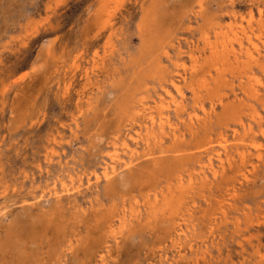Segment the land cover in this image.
Segmentation results:
<instances>
[{
  "label": "rangeland",
  "instance_id": "obj_1",
  "mask_svg": "<svg viewBox=\"0 0 264 264\" xmlns=\"http://www.w3.org/2000/svg\"><path fill=\"white\" fill-rule=\"evenodd\" d=\"M260 43L264 0H0V264H264Z\"/></svg>",
  "mask_w": 264,
  "mask_h": 264
},
{
  "label": "bare ground",
  "instance_id": "obj_2",
  "mask_svg": "<svg viewBox=\"0 0 264 264\" xmlns=\"http://www.w3.org/2000/svg\"><path fill=\"white\" fill-rule=\"evenodd\" d=\"M204 7V6H203ZM230 13H232V12H230ZM202 14V13H201ZM200 14V15H201ZM236 14V13H235ZM199 15V16H200ZM229 15V14H228ZM234 15V14H233ZM241 15V14H240ZM248 15V14H247ZM258 15H260V13L258 14ZM263 15V14H262ZM216 16V15H215ZM261 16V15H260ZM204 17V16H203ZM235 17V16H234ZM237 17V16H236ZM250 17V16H249ZM254 17V16H253ZM252 17V18H253ZM243 18H244V16H243ZM247 19H248V17H247ZM249 19H251V18H249ZM248 19V20H249ZM257 19V18H256ZM209 20V19H208ZM230 20V19H229ZM244 20V22H246L247 20L246 19H243ZM258 20V19H257ZM232 21V20H231ZM234 21V20H233ZM252 21H253V19H252ZM256 21V20H255ZM241 22H242V19H241ZM248 22V25H251L250 24V20L249 21H247ZM260 23V22H259ZM258 23V24H259ZM232 25L234 24V23H231ZM241 24V23H240ZM230 26L229 27V29H230V39L228 40L229 41V44H230V47L228 48V49H230L231 48V50H229L230 52H228V53H230V55H232L234 58H236L237 56V54L235 53V51L234 50H236V48L235 49H233V42H236V44L238 45V47H239V50L240 51H242V48H243V46H242V43H241V39H242V37H241V39H240V35H242V36H247V33H245L244 31V29L242 28V27H244V26H242V27H238V28H236L234 25L233 26ZM242 25V24H241ZM245 25H247V24H245ZM256 25V24H255ZM219 26V25H218ZM225 26V25H224ZM223 28V27H222ZM253 28V27H252ZM215 29V28H214ZM225 29V28H224ZM249 29V28H248ZM254 29V28H253ZM219 30V29H218ZM222 30V29H221ZM208 31V30H207ZM211 32H214V30L213 31H211ZM218 32V31H217ZM221 32V31H220ZM253 32V31H252ZM216 33V32H215ZM214 33V34H215ZM225 34H227L226 32H225ZM254 34V33H253ZM260 34V33H259ZM219 36H220V34H219ZM223 36V35H222ZM214 37V36H213ZM255 37V39H256V36H254ZM258 37V36H257ZM217 38V37H216ZM223 38H224V36H223ZM229 38V37H228ZM246 38V40H247V42H248V44H249V48L246 50V52H245V57L247 58V60H249L248 62H250V61H252V62H254L255 61V55L257 56V55H259L260 54V47H259V45L258 44H256L255 42H253L252 40H251V38H249V37H245ZM204 39V38H203ZM221 39H222V37H221ZM225 39V38H224ZM254 39V38H253ZM258 39V38H257ZM226 40H227V38H226ZM259 40V39H258ZM206 42H207V40H206ZM225 42V41H224ZM219 43H220V41H219ZM227 43V42H226ZM207 44V43H206ZM223 44V43H222ZM247 44V43H246ZM261 44V46H262V44H263V46H264V43H260ZM204 46H206V45H204ZM221 46V45H220ZM224 46V45H223ZM178 47V46H177ZM208 47H209V45H208ZM237 47V48H238ZM245 47V46H244ZM221 48H222V46H221ZM224 49H225V47H223ZM245 48H247V46L245 47ZM212 49V48H211ZM215 49V48H214ZM228 49H227V51H228ZM216 50V49H215ZM238 50V51H239ZM214 51V50H213ZM212 52V51H211ZM217 53H218V51H216ZM237 52V51H236ZM180 53V52H179ZM193 53V52H192ZM222 53V52H221ZM212 54V53H211ZM194 55V54H193ZM193 55H191V56H189V59H190V61H195L196 59L193 57ZM213 55V54H212ZM218 55H220L219 53H218ZM224 55V54H223ZM231 56V57H232ZM221 57V56H220ZM218 58V57H217ZM238 58V57H237ZM240 58V57H239ZM206 59V58H205ZM212 59V58H211ZM220 60H221V58H220ZM232 60V59H231ZM237 60H239V59H237ZM213 61V60H212ZM245 61V60H244ZM243 61V62H244ZM221 62H223V61H221ZM228 62V61H227ZM226 62V63H227ZM231 62V61H230ZM239 61H237V63H238ZM242 62V61H241ZM262 62V61H261ZM192 63H194V62H192ZM191 63V64H192ZM203 63V62H202ZM224 63H225V61H224ZM225 63V64H226ZM229 63V62H228ZM228 63L226 64V65H228ZM179 64V63H178ZM207 64V63H206ZM230 64V63H229ZM232 64V63H231ZM245 64H246V61H245ZM262 64H264V63H262ZM211 65V64H210ZM213 65V64H212ZM215 65V64H214ZM249 65V64H248ZM228 66H231L232 67V65H228ZM227 66V67H228ZM203 67V66H202ZM215 67H217L216 65H215ZM220 67V66H219ZM222 67V66H221ZM253 67V66H252ZM255 67V66H254ZM247 68V67H246ZM229 69V68H228ZM232 69V68H231ZM195 70V69H194ZM217 69H213V71H216ZM224 70V69H223ZM225 70H226V68H225ZM251 70V69H250ZM176 71V70H175ZM200 71V70H199ZM220 71V70H219ZM208 72V71H207ZM218 72V71H217ZM238 73V72H237ZM251 73H253V72H251ZM179 74V73H178ZM264 74V73H263ZM175 75V74H174ZM177 75V74H176ZM175 75V76H176ZM199 75V74H198ZM217 75H218V73H217ZM246 75H248V74H246ZM192 76V75H191ZM242 76V75H241ZM243 76H245V75H243ZM251 76H253V74L251 75ZM197 77V76H196ZM223 77V76H222ZM247 77V76H246ZM245 77V78H246ZM248 77H250V76H248ZM254 77V76H253ZM198 78V77H197ZM200 78V77H199ZM174 79V78H173ZM205 79V78H204ZM247 79V78H246ZM181 80V79H180ZM196 80V79H195ZM214 80H216V79H214ZM241 80V79H240ZM255 80V79H254ZM253 80V81H254ZM169 82H170V80H168ZM205 81V80H204ZM172 82V81H171ZM167 83V82H166ZM187 83V82H186ZM240 83V82H239ZM247 83H248V80H247ZM256 83H259V81L258 82H256V80H255V85H256ZM161 84H162V82H161ZM165 84V83H164ZM253 84V83H252ZM189 85V84H188ZM206 85V84H205ZM258 85V84H257ZM161 86V85H160ZM159 86V87H160ZM187 86V85H186ZM195 86V85H194ZM202 86V85H201ZM172 87L175 89L174 91H176L177 92V94H178V97H181L182 98V94H181V91H180V88H178V85H176L175 83H172ZM191 87V86H190ZM210 87V86H209ZM251 87H253V86H251ZM259 87V86H258ZM185 88H187V87H185ZM218 88V87H217ZM254 89V88H253ZM261 89V88H260ZM165 90V89H164ZM211 90V89H210ZM215 90V89H214ZM263 90V89H262ZM169 91V90H168ZM256 91H258V90H256ZM256 91H255V93H256ZM142 92V91H141ZM162 92V91H161ZM232 92V91H231ZM253 92V91H252ZM216 93V92H215ZM223 93V92H222ZM236 93V92H235ZM169 93L168 92H166V95H168ZM208 94V93H207ZM217 94V93H216ZM223 94H225V93H223ZM180 95V96H179ZM195 95H197V94H195ZM252 95H254V93L252 94ZM255 95H257V94H255ZM254 95V96H255ZM170 96V95H169ZM168 96V97H169ZM199 97V96H198ZM207 97V96H206ZM220 97V96H219ZM213 98V97H212ZM254 99V98H253ZM252 99V100H253ZM170 100V99H169ZM195 100H197L198 101V99H195ZM159 101V100H158ZM182 101V100H181ZM196 101V102H197ZM219 99H218V103H219ZM241 101V100H240ZM168 102V101H167ZM173 103H175V102H173ZM162 104V103H161ZM195 104V103H194ZM198 104H199V102H198ZM157 106H158V104H156ZM184 105V104H183ZM144 106V105H143ZM142 106V107H143ZM174 106V105H173ZM160 107V106H159ZM175 108H176V110H181L180 108H179V104L178 105H176V106H174ZM180 107H182V106H180ZM200 107V106H199ZM138 108H140V107H138ZM185 108V107H184ZM141 109V108H140ZM159 109V108H158ZM200 109H202V107L200 108ZM211 109H212V107H211ZM137 110V109H136ZM147 110H148V108H147ZM166 110V109H165ZM176 110H174L175 112H176V114H177V111ZM203 110V109H202ZM210 110V109H209ZM150 111H151V108H150ZM139 112V111H138ZM137 112V113H138ZM143 112H145V111H143ZM147 112V111H146ZM149 112V111H148ZM155 112H157L156 111V109H155ZM163 112V111H162ZM180 112H182V111H180ZM185 112V111H184ZM201 112V111H200ZM203 112H206V111H203ZM202 112V113H203ZM208 112V111H207ZM206 112V113H207ZM211 112V111H210ZM253 112V111H252ZM159 113V112H158ZM157 113V114H158ZM175 114V113H174ZM204 114V113H203ZM140 115V114H139ZM205 115V114H204ZM207 115V114H206ZM135 116H138L137 114L135 115ZM152 116V115H151ZM158 116V115H157ZM187 116H189V115H187ZM186 116V117H187ZM253 116V115H252ZM257 116H258V114H257ZM146 117V116H145ZM207 117V116H206ZM209 117V116H208ZM254 117H256V116H254ZM259 117V116H258ZM137 118V117H136ZM143 118V117H142ZM177 118V117H176ZM192 118H193V116H192ZM253 118V117H252ZM255 119V118H254ZM133 120V119H132ZM137 120V119H136ZM195 120V119H194ZM221 120V119H220ZM258 120V119H257ZM129 121V120H128ZM127 121V122H128ZM143 121L145 122V120H144V118H143ZM149 121H150V123L149 124H151V125H154V124H156V121L154 120V118H153V116L152 117H150L149 118ZM148 121V122H149ZM255 121H256V119H255ZM260 121V120H259ZM257 122V121H256ZM132 123V122H131ZM180 123V122H179ZM236 123V122H235ZM167 124V119L165 118H159V120H158V124H157V128H159V129H161V131L163 130L162 128H163V126L164 125H166ZM170 124V123H169ZM190 124V123H189ZM257 124V123H256ZM128 125V124H127ZM137 125V124H136ZM142 125H144V124H142ZM184 125V124H183ZM171 126V125H170ZM175 126V125H174ZM243 126V125H242ZM250 126V125H249ZM190 127V126H189ZM139 128H140V126H139ZM149 129V128H148ZM171 129H173V128H171ZM144 130V129H143ZM145 130H146V128H145ZM145 130H144V132H145ZM153 130V129H152ZM174 130V129H173ZM159 131V130H158ZM247 131V130H246ZM136 132V131H135ZM160 132V131H159ZM158 132V133H159ZM179 132V131H178ZM190 132V131H189ZM254 132V131H253ZM151 133H153V132H151ZM162 133H163V131H162ZM164 133H165V131H164ZM143 134V133H142ZM146 134V133H145ZM154 134V133H153ZM155 134H157V133H155ZM154 134V135H155ZM167 134V133H166ZM173 134V133H172ZM148 135H150V134H148ZM159 135V134H158ZM161 135V134H160ZM159 135V136H160ZM164 135V134H163ZM152 136V135H151ZM171 136V135H170ZM175 136V135H174ZM173 136V137H174ZM262 136H263V134H262ZM128 137V136H127ZM141 137V136H140ZM148 137V136H147ZM154 137V136H153ZM165 137V136H164ZM183 137V136H182ZM181 137V138H182ZM217 137V136H216ZM130 138H133V137H129V139ZM146 138V137H145ZM149 138H151V137H149ZM159 138V137H158ZM162 138V137H161ZM176 138H177V136H176ZM179 138V137H178ZM177 138V139H178ZM180 138V139H181ZM222 138H224V137H222ZM134 139V138H133ZM136 139V138H135ZM148 139V138H147ZM179 139V140H180ZM210 139V138H209ZM53 140V139H52ZM114 140V139H113ZM144 140V139H143ZM150 140V139H149ZM153 140H154V138H153ZM172 140V139H171ZM176 140V139H175ZM182 140H183V138H182ZM239 140V139H238ZM133 141V140H132ZM138 141V140H137ZM146 141V140H145ZM145 141H144V143H145ZM148 141V140H147ZM160 141V140H159ZM173 141V140H172ZM181 141V140H180ZM209 141V140H208ZM211 141V140H210ZM219 141V140H218ZM253 141V140H252ZM113 142V141H112ZM111 142V143H112ZM125 142V141H124ZM140 142H141V140H140ZM143 142V141H142ZM157 142V141H156ZM217 142V141H216ZM171 143V142H170ZM209 143H211V142H209ZM114 144V143H113ZM134 144V143H133ZM141 144V143H140ZM155 144V143H154ZM153 144V145H154ZM161 144V143H160ZM214 144V143H213ZM220 144V143H219ZM225 144V143H224ZM222 146H221V148L223 149V150H225L226 149V147L223 145V144H221ZM234 145V144H233ZM251 145V144H250ZM134 146V145H133ZM218 146V145H217ZM123 147L125 148V149H128V146H127V144H124L123 145ZM201 147V146H200ZM204 147V146H203ZM143 148V147H142ZM150 147H148L147 149H149ZM228 148V147H227ZM253 148V147H252ZM131 149V148H130ZM165 149V148H164ZM218 149V148H217ZM114 150V149H113ZM135 150V149H134ZM202 150H205V149H202ZM210 150V149H209ZM127 151V150H126ZM129 151V150H128ZM136 151V150H135ZM200 151H201V149H200ZM206 151V150H205ZM211 151V150H210ZM147 152H148V150H147ZM218 152V151H217ZM239 152V151H238ZM131 153V152H130ZM133 153H135V152H133ZM143 153H144V151H143ZM209 153V152H208ZM212 153V152H211ZM220 153V152H219ZM224 153V152H223ZM229 153V152H228ZM237 153V152H236ZM241 153V152H240ZM202 154V153H201ZM215 154V153H214ZM217 154V153H216ZM221 154V153H220ZM238 154V153H237ZM109 155V154H108ZM147 155V154H146ZM149 155V154H148ZM226 155V154H225ZM224 155V156H225ZM229 155V154H228ZM135 156V155H134ZM246 156V155H245ZM256 156H257V154H256ZM258 157V156H257ZM110 163H111V165H110V167H109V170H108V168H104L103 169V172H102V174H101V176L104 178V179H107L111 174L113 175L114 174V167H113V165H115V163H116V161H118V155H117V153L115 152V153H113L110 157ZM131 158V157H130ZM140 158H142V157H140ZM148 158V157H147ZM201 159V158H200ZM199 159V160H200ZM208 159V158H207ZM215 159V158H214ZM217 159H218V162L217 163H219L220 164V168H221V166L223 167V161L220 159V155L218 154L217 155ZM216 159V160H217ZM235 160V159H234ZM240 160H241V158H240ZM129 161V160H128ZM128 161H126V162H128ZM137 161V160H136ZM197 161H198V159H197ZM202 161V160H201ZM261 161V160H260ZM123 162V161H122ZM135 162V161H134ZM129 163V162H128ZM197 163V162H196ZM203 163V162H202ZM229 163V162H228ZM124 164V163H123ZM134 164V163H133ZM198 164V163H197ZM201 164V163H200ZM213 163L211 162V160H209L208 159V164L207 165H205V166H207V170H209L208 172H210L211 171V176L212 177H215L217 174H218V172L217 171H215L214 170V167H213V165H212ZM202 165V164H201ZM216 166H217V164H215ZM108 166V165H107ZM129 165H127V167H128ZM193 166V165H192ZM195 166H197V165H195ZM229 166V165H228ZM122 167H125L126 168V166H122ZM194 167V166H193ZM219 167V166H218ZM188 168V167H187ZM191 168V167H190ZM199 168V167H198ZM219 168V169H220ZM238 168V167H237ZM192 169H194V168H192ZM216 169H218V168H216ZM204 170V169H203ZM183 171H185V170H183ZM202 171V170H201ZM187 172V171H186ZM206 172V171H205ZM221 172H222V170H221ZM190 173V172H189ZM203 173V172H202ZM241 173V172H240ZM187 174V173H186ZM192 174V173H191ZM194 174V173H193ZM185 175V174H184ZM200 175H202V174H200ZM203 175H204V173H203ZM98 176V175H97ZM189 175H187V177H188ZM193 176V175H192ZM178 177V176H177ZM180 178H181V175L179 176ZM196 177H198L197 175H196ZM203 177V176H202ZM217 177V176H216ZM99 179V178H98ZM183 179V178H182ZM189 179V178H188ZM215 179V178H214ZM177 180H179V184H180V179H177ZM192 180V179H191ZM199 180V179H198ZM204 180H206V179H204ZM213 180V179H212ZM190 181V180H189ZM196 181V180H195ZM194 181V182H195ZM200 181V180H199ZM246 181V180H245ZM98 182V181H97ZM168 182V181H167ZM185 182V181H184ZM192 182H193V180H192ZM193 182V183H194ZM211 182V181H210ZM89 183V182H88ZM87 183V184H88ZM186 183V182H185ZM189 183V182H188ZM200 183V182H199ZM212 183V182H211ZM172 184V183H171ZM202 184V183H201ZM204 184V183H203ZM233 184V183H232ZM169 185V184H168ZM181 185V184H180ZM185 185V184H184ZM189 185V184H188ZM191 185V184H190ZM211 185V184H210ZM167 186V185H166ZM80 187V186H79ZM94 187V186H93ZM227 187V186H226ZM81 188V187H80ZM165 188V187H164ZM182 188V187H181ZM184 188H186V187H184ZM65 189V188H64ZM75 189V188H74ZM77 189V188H76ZM179 189H180V187H179ZM66 190V189H65ZM182 190V189H181ZM166 191H168V186H167V190ZM78 192V191H77ZM157 192V191H156ZM174 192H177V191H174ZM181 192V191H180ZM49 193V192H48ZM69 193H70V191H69ZM166 193V192H165ZM78 194V193H77ZM179 194V193H178ZM55 195V194H54ZM59 195V194H58ZM235 195V194H234ZM153 196H154V194H153ZM161 196V195H160ZM171 196V195H170ZM180 196V195H179ZM163 197V196H162ZM153 198V197H152ZM154 198H156V197H154ZM171 198V197H170ZM224 198V197H223ZM232 198V197H231ZM163 199H164V197H163ZM154 200V199H153ZM157 200V199H156ZM166 200V199H165ZM162 201V200H161ZM168 201V200H167ZM224 201V200H223ZM222 201V202H223ZM151 202H152V200H151ZM164 202V201H163ZM162 202V203H163ZM175 202V201H174ZM221 202V203H222ZM157 203V202H156ZM170 203V202H169ZM168 203V204H169ZM177 203V202H176ZM179 203V202H178ZM220 203V204H221ZM159 205V204H158ZM163 205V204H162ZM167 205V204H166ZM177 205V204H176ZM180 205H181V203H180ZM174 206H175V203H174ZM168 207V206H167ZM177 207H178V205H177ZM153 208V207H152ZM160 208V207H159ZM164 208H165V206H164ZM163 208V209H164ZM172 208H174L173 207V205H172ZM161 209V208H160ZM178 211V210H177ZM135 213V212H134ZM176 214V213H175ZM177 217V216H176ZM180 218V217H179ZM114 219V218H113ZM180 223V222H179ZM176 224V223H175ZM184 228V227H183ZM180 229V228H179ZM193 230V229H192ZM181 231V230H180ZM181 233H182V231H181ZM179 234V233H178ZM185 234V233H184ZM183 234V235H184ZM180 235V234H179Z\"/></svg>",
  "mask_w": 264,
  "mask_h": 264
}]
</instances>
